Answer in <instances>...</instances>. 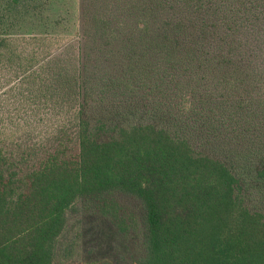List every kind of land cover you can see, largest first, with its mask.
Listing matches in <instances>:
<instances>
[{
    "label": "trees",
    "instance_id": "obj_1",
    "mask_svg": "<svg viewBox=\"0 0 264 264\" xmlns=\"http://www.w3.org/2000/svg\"><path fill=\"white\" fill-rule=\"evenodd\" d=\"M3 2L16 8L21 4ZM160 2L159 8L179 7L183 16L174 19L177 27L154 28L152 17L160 11L144 9L143 34L119 44L129 53L124 65L129 63L133 77L126 84L137 87L151 74L157 80L158 87L147 98L140 94L147 99L146 111L159 116L169 113L166 105L180 88V68L187 65L193 72L207 67L183 38L184 10L195 8L199 17H193V27L202 28L219 18L237 26L252 21L256 10H264V0ZM100 23L105 39L110 31ZM57 46V39L49 36H0V91L9 88L15 103L52 111L58 120L66 116L72 125L58 130L57 146L34 170L24 166L26 158L37 153L14 159L0 131V264H54L67 214L78 200L96 208L122 234L132 232L133 225L119 213L120 194L135 199L144 213L145 250L136 264H264V212L250 206L242 181L226 163L197 148L205 138L218 139L219 135L210 136V125L238 118L234 103L219 119L190 108L175 116L170 112V124L165 123L169 128L151 123L122 126L105 139L103 127L94 128L85 109L74 107L78 98L86 97L88 82L54 58ZM183 48L189 53L181 57ZM148 53L153 54L151 60ZM109 77L102 79L104 86L112 83L117 89V81ZM74 142L77 155L69 149Z\"/></svg>",
    "mask_w": 264,
    "mask_h": 264
},
{
    "label": "rangeland",
    "instance_id": "obj_2",
    "mask_svg": "<svg viewBox=\"0 0 264 264\" xmlns=\"http://www.w3.org/2000/svg\"><path fill=\"white\" fill-rule=\"evenodd\" d=\"M160 4V0H21L16 8L0 0V36L57 39L54 58L61 59L71 72L85 75L90 88L86 97L78 98L73 105L85 109V117L94 128L103 127L105 139L122 126L151 123L169 128L165 123L170 124V112L175 116L190 108L219 119L234 103L232 109L238 110V118L210 125V136L219 135L218 139L205 138L197 148L226 163L242 181L250 206L264 212V10H256L252 21L237 26L219 18L209 20L203 28L193 27V17L194 21L199 17L198 12L194 14L195 8L184 10L187 30L183 38L207 67L193 72L187 65L180 68V88L166 105L169 113L159 116L156 111H146L145 100L149 91L158 87L157 80L151 74L144 76L137 87L126 84L133 77L128 71L129 63L124 65L129 53L121 51L119 44L121 39L127 42L128 37L143 34L141 27L147 22L141 12L144 9L160 11L152 17L154 28L164 24L177 27L174 19L183 16L179 7L171 4L159 8ZM99 23L110 31L105 39ZM188 50H180L181 57ZM148 54L151 60L153 54ZM105 75L117 81V89L112 83L110 88L104 86ZM133 90L136 92L131 96ZM143 92L145 98L140 94ZM10 93L9 88L0 91V131L13 158L37 153L27 157L24 166V170H34L57 146L58 130H69L72 125L66 116L58 120L52 111L30 110L25 103H15ZM75 144L69 149L77 155ZM117 201L122 219L133 225V231L122 234L96 208H88L84 200H78L67 214L54 264H136L145 250L144 213L128 195H117Z\"/></svg>",
    "mask_w": 264,
    "mask_h": 264
}]
</instances>
